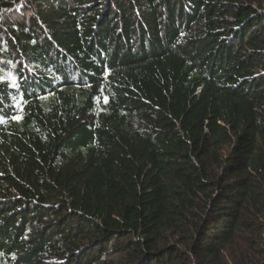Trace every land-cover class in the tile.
Masks as SVG:
<instances>
[{
    "label": "trees",
    "instance_id": "obj_1",
    "mask_svg": "<svg viewBox=\"0 0 264 264\" xmlns=\"http://www.w3.org/2000/svg\"><path fill=\"white\" fill-rule=\"evenodd\" d=\"M0 264H264V0H0Z\"/></svg>",
    "mask_w": 264,
    "mask_h": 264
},
{
    "label": "snow or ice",
    "instance_id": "obj_2",
    "mask_svg": "<svg viewBox=\"0 0 264 264\" xmlns=\"http://www.w3.org/2000/svg\"><path fill=\"white\" fill-rule=\"evenodd\" d=\"M14 119H19V117H14Z\"/></svg>",
    "mask_w": 264,
    "mask_h": 264
}]
</instances>
